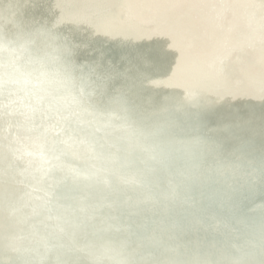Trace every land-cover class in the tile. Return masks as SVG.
Returning a JSON list of instances; mask_svg holds the SVG:
<instances>
[{"label":"bare ground","instance_id":"6f19581e","mask_svg":"<svg viewBox=\"0 0 264 264\" xmlns=\"http://www.w3.org/2000/svg\"><path fill=\"white\" fill-rule=\"evenodd\" d=\"M187 1H141L157 9L160 22L147 27L162 40L145 44L140 54L147 65L144 76L150 80L159 72L157 93L169 88L186 93L192 83L204 91L206 83V95L219 101L214 104V117H242L243 127L251 128L248 159L259 155L264 166V152L257 146L264 134L258 117L264 115V0H259L258 10L249 0H201V7ZM8 7V12L0 11V193L4 194L0 195V264H18L13 251L24 264H264V252L253 248L255 242L264 248V167H252L261 177L257 184H243L242 164L235 152L232 160L238 171L224 176L209 163L211 157L199 154L185 135L175 132L181 113L171 119L160 110L147 115L129 109L124 96L110 101L115 109L126 110L123 122L114 113H105L95 99L98 89L105 87L103 81L82 70L73 51L76 45L62 28L65 23L78 33L83 25H91L83 6L81 15L60 18L53 13L55 20L42 24L23 22L19 11ZM233 8L242 14L230 22L226 16ZM129 18L141 29L136 14ZM216 19L223 22L217 38L211 31ZM253 20L258 21L260 38L251 52L245 47L254 36L249 29ZM100 34L102 41L114 32L105 29ZM197 36L200 47L195 48L190 42ZM205 51L212 53L209 60L203 57ZM226 54L241 59V67L234 70L240 79L221 72ZM99 57L103 66L109 65ZM157 62L164 63L159 71ZM87 90L89 98L83 96ZM74 100L78 108L89 110V119L73 110ZM51 117L61 125L71 118L69 141L53 129ZM204 123L199 115L186 121L185 130L195 141L210 146L202 132ZM216 126L220 135L222 128ZM255 135L257 141L252 139ZM123 143L130 145V156H125ZM75 152L78 163L71 158ZM103 158L116 162L130 176L123 187L125 203L115 189L121 181L118 169H105ZM195 167L211 171L213 181L194 178ZM137 171L150 175L143 186L157 189L149 194L151 201L145 200L144 187L142 195L133 190ZM193 180L213 194L212 208L191 189ZM213 182L218 188H212ZM75 186L87 196L75 193ZM233 187L238 198L229 200L225 194ZM179 190L189 195L191 206L183 204ZM106 192L113 195L114 204ZM206 219L212 229L205 225ZM45 239L53 246H47Z\"/></svg>","mask_w":264,"mask_h":264},{"label":"water","instance_id":"95a60500","mask_svg":"<svg viewBox=\"0 0 264 264\" xmlns=\"http://www.w3.org/2000/svg\"><path fill=\"white\" fill-rule=\"evenodd\" d=\"M141 1L142 0H0V11L6 13L9 11L8 6H12L19 11L21 18L24 20L23 22L27 23L34 20L35 22L42 24V22L54 21L55 17L53 13H59L60 18H68L73 13L81 15L82 13H80L79 7L83 6L91 16V25H83L82 31L78 33L73 32L71 27L65 23L62 28L67 32L69 40L76 45L73 51L75 52L77 58L82 62V70L85 71L87 75L92 74L91 76H95L100 81H103L105 87L98 89L95 99L98 103L103 104L104 111H106L105 113H114L117 121L119 123L123 122L126 110L120 106H118L117 109L110 106L111 98L115 99L119 96H124L125 105L129 107V109H138L147 115L160 110L161 112L167 113L166 115L169 119H171L173 114L181 113V116L175 126L176 133L185 135L199 154L211 157L209 163L221 171L224 176H228L238 171L235 161L232 160L233 153L236 152V154L240 156L239 162L242 164V171L239 173V176H241V182L243 184H257L261 177L257 176L252 170L253 168L262 169L264 166L259 159V155L251 161L248 159L247 154L249 149L247 142H250L248 139H251L248 130L251 128L243 127L245 125L241 124L242 117L236 116V118L231 117V119L228 116L222 117L217 115L214 117V114L212 113L215 111L214 104H218L219 101H213L208 95H206V83L202 85L204 87V91L201 89V85L199 86L197 83H192L188 88L190 90H186V93L178 88H169L164 93H157L156 91L158 85L156 83L160 81L162 77L159 72L155 71V73L151 74L150 80L144 76L147 65L145 59L140 54L147 42L154 39H157L159 42L162 40L158 37L160 34L158 35L156 32L153 33L151 30L148 31L147 27L152 24L151 22H154L155 24L160 22L157 21L159 20L157 19V9L147 7L146 4ZM202 1L188 0L187 2L189 4H193V6H200ZM84 2L85 5H83ZM248 2L255 10L259 9V0H249ZM100 7L105 8L106 12L103 13L100 11ZM132 13L136 14L138 18L141 19V29L130 21L129 17L134 15ZM240 13L241 11H239V9L237 10L236 8H233L230 14L226 16L227 21L231 22L237 20ZM130 14L132 15L129 16ZM257 22V20H253L251 27L248 26L249 29L254 32V36L250 44L245 47V51L251 49V52H253V45H256L255 43H258L259 41L256 40L257 37L260 38L257 31ZM222 23L223 22L219 19L212 20V37L215 36L217 38L221 36ZM143 28H145L146 32L143 31ZM105 29L108 32H114L113 37H107L106 40L103 39L100 41V32ZM254 29L256 30L254 31ZM202 35L204 34L202 33ZM199 39L200 36L195 37V39H191L190 45L195 48L200 47ZM178 42L179 44H184L182 40H179ZM93 45H96L98 49H94ZM243 53L245 54L246 52ZM211 55L212 53L209 51H205V55L203 53V57L208 60ZM99 56H104L106 58V63L109 65L106 67L103 66L99 60ZM231 56L230 54L224 55L223 62H221V72H231L235 79L238 80L241 75L239 72H237L239 74L237 75L234 70L238 71L241 67V59L236 60L233 59V55ZM109 59L114 62L109 61ZM157 66L159 71L161 70L160 68L164 66V63L157 62ZM192 91H199L200 94H204V98L206 99L201 97L202 95L200 96L196 92ZM90 95L91 92L89 90L83 92L84 97L89 98ZM71 107L85 119H89L92 116L89 110L85 108H78L75 102H71ZM199 115L206 120L202 132L209 142H211L210 146H205L201 142L195 141L192 133L185 130L186 121H194ZM218 117L221 118V120H218ZM258 117L261 119V126L264 130V115H259ZM51 119L53 122V129L57 130L60 136L65 140L69 141L71 138L69 129L71 118H68L62 125L56 124L54 117H51ZM217 124H220V128H222V130H219L221 131L220 135L217 132V128L214 127ZM252 139L257 141V135H255ZM226 142H231L233 148H227ZM257 146L261 150L259 152H264V134L259 135ZM123 147L125 149V156H130V145L123 143ZM71 148L74 151L77 149L75 145L71 146ZM214 154H218V157L214 158ZM85 157L87 158L89 155L85 153ZM71 158L74 162H79L76 152L73 153ZM102 165L107 170L118 169L121 181L115 186V189L119 190L121 193V201L125 203L127 200V192H125V188L123 187L124 184L129 181L130 176L127 172L120 169L114 161L103 158ZM194 169V178L213 181V174L211 171H205L196 167ZM149 177L150 175L144 171H137L134 176L137 183L133 190L136 194L142 195V189L144 187L148 194L144 197L146 201H151L152 199H150L149 194L156 193L157 191V189H154L153 187L149 188V186H143V182L145 181L144 179ZM211 185L213 189L218 188L214 182ZM189 186L207 203L209 208L213 207V194L210 191L199 187L195 183V180L189 182ZM73 190L77 194L86 196L88 194L85 190L76 186L73 187ZM235 190L236 188L233 187L231 191L225 194V198L229 200L238 198ZM179 192L183 204L191 206L189 195L181 190H179ZM0 195H4L3 192L0 193ZM105 195L110 203H115V199L110 192H106ZM104 213L106 216L113 218L112 214L107 212ZM205 225L209 229H212V224L208 219L205 220ZM246 227L249 232H253L254 228L251 224L247 223ZM224 229L232 234V230L228 225H224ZM45 243L49 247L53 246V244H51L47 239H45ZM253 248L256 251L264 252V248H262L263 250L258 248V243L256 242L253 244ZM230 249L233 250L232 247ZM106 251L109 252V250ZM12 256L18 264H24L23 260L20 259V256L16 252L13 251Z\"/></svg>","mask_w":264,"mask_h":264},{"label":"snow or ice","instance_id":"6c2138e0","mask_svg":"<svg viewBox=\"0 0 264 264\" xmlns=\"http://www.w3.org/2000/svg\"><path fill=\"white\" fill-rule=\"evenodd\" d=\"M7 83H8V81H6V80L3 81V85H4L5 87L7 86ZM74 102H77V101L74 100Z\"/></svg>","mask_w":264,"mask_h":264}]
</instances>
